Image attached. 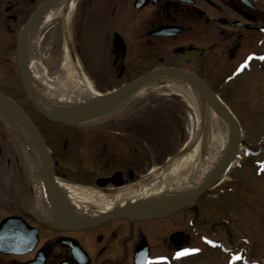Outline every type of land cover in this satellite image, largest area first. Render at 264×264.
Instances as JSON below:
<instances>
[{
	"label": "flooded vegetation",
	"instance_id": "af4514ba",
	"mask_svg": "<svg viewBox=\"0 0 264 264\" xmlns=\"http://www.w3.org/2000/svg\"><path fill=\"white\" fill-rule=\"evenodd\" d=\"M47 1L0 0V93L31 120L27 111L35 107L28 86L33 92L36 87L43 90L40 81H33L32 57L37 59L38 75L51 81L61 74L69 46L76 76L84 86L91 83L104 93L163 67L184 70L205 81L212 67L220 64V55L225 59V78L250 65L264 70V0H77L79 22L75 32L72 28V39L66 29L63 34L57 32L55 23L36 42L32 32ZM116 36L121 37L118 46ZM114 80L119 84L109 87ZM131 108L86 125L58 124L63 126L61 135L44 138L56 180L107 196L145 181L150 173L149 140L130 126ZM32 181L28 175L27 207H17L0 222L11 216L22 218L38 228V243L24 255L0 254L1 264L3 260L77 264L71 242L89 256L88 264H244V247L251 253L243 235L241 207L228 200L238 189L233 184L222 181L170 214L98 217L72 230L57 211L45 221L37 217ZM0 193L2 208L5 197ZM18 202L15 198L8 203ZM43 228L57 234L45 239ZM249 263L254 262L248 258Z\"/></svg>",
	"mask_w": 264,
	"mask_h": 264
},
{
	"label": "rangeland",
	"instance_id": "374dc122",
	"mask_svg": "<svg viewBox=\"0 0 264 264\" xmlns=\"http://www.w3.org/2000/svg\"><path fill=\"white\" fill-rule=\"evenodd\" d=\"M78 22L79 16L75 9L69 24L62 20L58 21L55 29L62 34L66 29L68 38L72 39V28L75 32ZM219 60L218 68L212 67V74L206 77L205 82L231 110L242 128V140L246 143L241 146L235 163L222 183L238 187L228 200H233L241 207L239 210L243 215V235L248 240L251 253L256 250V253L251 254L244 247L242 262L247 264L249 258L253 260V264H264V70L259 72L257 66L250 65L246 70L242 69L230 78H225L222 73V69L225 70L222 67L225 59L220 55ZM72 65L77 74L76 65L73 63ZM119 82L114 80L108 83V86H116ZM89 86L97 92L104 93L91 86V83ZM134 104L128 116V119H131L130 126L136 129L134 131L137 134L148 138L149 171L155 172L186 150L187 144L198 130L196 116L179 96L166 93H153ZM27 112L45 139L50 140L61 135L63 126L48 121L36 109L30 108ZM207 131L208 139L216 138V134ZM32 146L34 147L31 139L24 138L16 126L6 116L0 114V191L5 197L4 207L0 206V220L17 207L19 209L27 207L28 175L32 177L34 185L40 179L41 174L37 173L35 176L25 157V151L31 153ZM252 152L258 154L251 155ZM41 172L44 175L43 171ZM71 186L78 187L73 184ZM236 193L240 195L235 196ZM15 198L19 199L18 204L10 205L12 203L8 202ZM35 199L37 217L42 221L53 218L51 215L53 208L48 198ZM43 229L45 239L57 234L47 228ZM12 261L3 260L2 264H13Z\"/></svg>",
	"mask_w": 264,
	"mask_h": 264
},
{
	"label": "bare ground",
	"instance_id": "6f19581e",
	"mask_svg": "<svg viewBox=\"0 0 264 264\" xmlns=\"http://www.w3.org/2000/svg\"><path fill=\"white\" fill-rule=\"evenodd\" d=\"M75 4L76 0H60L49 9L32 32L36 42L42 38L48 27L61 21V19H64L68 24L74 12ZM30 68L33 81H40V86L43 88L41 90L36 87L34 90L39 103L47 111L55 113L58 119L75 121L78 113L70 112L69 109L81 107L101 97V92H97L90 86L86 88L76 76L67 49L64 52L61 74L55 79L50 81L38 75L35 56L31 59ZM153 93L179 96L194 111L198 130L187 144L185 152L170 160L165 167H161L155 172L152 171L151 178L148 180L123 189L112 196L57 181V187L63 194L75 219L81 221L94 219L118 209L152 202H156L158 208L159 206H166L170 209L173 204L188 199L202 185L207 183L227 157L234 141V135L228 121L210 102H204L200 89L181 79L156 76L135 89L127 99L113 104L111 109L99 110L89 118L84 119L82 125L104 119L113 112L129 109L134 103ZM203 112L204 121L201 124ZM0 114L5 115L24 138H28L27 131L18 123L9 109L0 105ZM207 130L212 131L211 134H216V138L208 139ZM205 135L207 136V146L203 149L202 143ZM243 144L246 145L244 142ZM30 151L31 153L25 151V157L30 163L32 172L35 176L37 173L41 174L40 179L34 185L36 198L40 200L42 197L47 198V188L41 172L44 173V169L42 161L36 158V151L33 146ZM50 206L55 209L53 204ZM51 215H53V210Z\"/></svg>",
	"mask_w": 264,
	"mask_h": 264
},
{
	"label": "water",
	"instance_id": "95a60500",
	"mask_svg": "<svg viewBox=\"0 0 264 264\" xmlns=\"http://www.w3.org/2000/svg\"><path fill=\"white\" fill-rule=\"evenodd\" d=\"M59 0H48L47 3L40 8L38 14L46 13L51 7H53ZM37 16V15H36ZM33 21V20H32ZM119 40H115V46H118ZM156 76H166L176 79H181L189 82L191 85L200 89L201 95L204 98V102H210L214 108L228 121L231 130L234 135L233 145L228 152L227 157L223 160L220 167L218 168L216 174L204 185H202L196 193H194L188 199L181 200L173 204L172 208L164 206L163 208L157 207L156 202L145 203L136 206H130L123 209L115 210L109 214L102 216L101 218H112V217H125V218H149L157 217L160 215L170 214L183 206L193 203L201 194L206 192L208 189L217 185L226 175L227 171L231 167L234 159L237 156L240 146L243 144L242 140V128L238 123L237 119L231 112V110L224 104L220 97L202 80L197 76L178 69L174 68H159L151 71L147 75L129 83L128 85L123 86L116 92H113L109 95H103L95 101L83 105L77 108L69 109L70 112H77V119L75 121H63L58 119L56 114L50 111H47L39 103L36 93H34L31 88L28 86L29 95L32 99L34 107L42 113L48 120L70 125H80L83 120L92 116L95 112L99 110H104L111 108L113 104H116L120 100L127 99L130 94L137 89L138 87L144 85L149 80ZM0 105L6 107L10 112L15 116L18 123H20L23 128L27 131L28 137L31 139L36 156L39 161H42L44 169V181L47 188L48 195L51 198L53 206L57 209L67 228L75 230L78 228H83L90 225L94 219H86L85 221H79L73 216L71 209L68 207L67 202L65 201L63 194L59 191L57 187V181L55 180L54 175V165L49 153V150L45 144L44 139L40 135L39 131L35 127L31 119L25 114V112L11 99L0 93ZM204 121V112L201 115V124ZM203 149L207 146V136L205 135L202 143ZM185 152L182 151L181 154ZM180 154V155H181ZM167 165V164H166ZM165 165V166H166ZM143 205H154V207H146ZM98 220V219H97ZM38 230L35 228L29 227L22 219L18 217H9L4 219L0 223V253H26L33 249L38 241ZM73 255L77 258L78 264H87L88 261L81 260L83 250L75 242H71Z\"/></svg>",
	"mask_w": 264,
	"mask_h": 264
},
{
	"label": "snow or ice",
	"instance_id": "6c2138e0",
	"mask_svg": "<svg viewBox=\"0 0 264 264\" xmlns=\"http://www.w3.org/2000/svg\"><path fill=\"white\" fill-rule=\"evenodd\" d=\"M261 59H264V57H261ZM185 252H188V251H195V250H191V249H186V250H184ZM183 253H178L177 255L179 256V255H182ZM237 258H239V257H237ZM147 264H151V261H148L147 262Z\"/></svg>",
	"mask_w": 264,
	"mask_h": 264
}]
</instances>
